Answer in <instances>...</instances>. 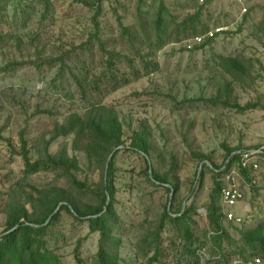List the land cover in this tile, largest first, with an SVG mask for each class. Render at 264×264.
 I'll use <instances>...</instances> for the list:
<instances>
[{"label": "rangeland", "instance_id": "rangeland-1", "mask_svg": "<svg viewBox=\"0 0 264 264\" xmlns=\"http://www.w3.org/2000/svg\"><path fill=\"white\" fill-rule=\"evenodd\" d=\"M160 2L167 9L165 25L170 16L179 20L201 7L202 22L209 30L217 26L225 29L202 49H185V38L157 39L152 22ZM243 4L245 12L234 0H103L98 17L100 39L108 50L128 57L130 62H116L115 80L106 79L109 73L104 71L99 87L94 88L92 81L103 72L105 56L94 39L84 50L83 44L94 31L90 7L73 0L0 1L1 32L11 34L0 41V68L13 60L55 59L52 65L43 63L40 68L28 64L8 71L0 69V135L17 149L18 133L24 129V137L32 146L55 121L63 122L69 113L81 114L95 102L111 104L122 121L123 139L128 142L133 130L144 128L149 136L151 167L166 172L178 184L174 196L167 194L146 180L139 155L118 152L114 196L120 221L114 232L121 238V264H145L135 245L150 229L149 223L159 218L168 196L175 198V207L194 203L198 213L194 228L198 235L207 228L205 204L212 188L211 173L204 170L202 185L191 195L197 186L194 173L199 168L194 153L208 155L209 160L204 163L218 166L225 159V147L242 151L264 146V0H244ZM118 15L130 35L121 34ZM236 55L252 63L244 83L233 81L218 65L219 56ZM144 62L152 66L145 68ZM226 97L230 103L250 102L258 106L238 112L221 103ZM197 98L215 100L216 104L195 101ZM71 141V136L59 137L50 144L49 152L53 154L65 144L68 154L79 160L78 176L97 180L98 173L88 169L83 154L71 148ZM31 153L35 155L33 150ZM22 168V159L11 154L6 141L0 140V232L5 222L6 187L21 175ZM248 176L253 182L245 179L243 199L236 207L246 225L264 216V155L258 158V169ZM30 180L45 184L51 182L52 175L38 173ZM223 222L230 226L232 236L238 237L235 227L241 223ZM54 229L63 263L74 264L72 249L75 240L87 234L86 224H78L62 212ZM170 235L162 234L168 256L161 261L194 264L196 256L180 253V248L169 241ZM97 240L98 233H91L82 244L87 263L97 250ZM203 249L210 258L209 243ZM204 264L217 263L211 259ZM259 264H264V259Z\"/></svg>", "mask_w": 264, "mask_h": 264}, {"label": "trees", "instance_id": "trees-1", "mask_svg": "<svg viewBox=\"0 0 264 264\" xmlns=\"http://www.w3.org/2000/svg\"><path fill=\"white\" fill-rule=\"evenodd\" d=\"M73 1L93 10L94 31L83 45L86 46L84 50H88L89 41L94 39L102 56H105L103 72L92 81L94 88H98L101 77L107 72L109 75L106 79L115 80L113 71H117L116 62L121 59L130 62V59L118 52L108 50L100 39L98 17L103 0ZM166 13V7L160 2L152 22L157 39L164 36L166 41H180L183 38L203 35L209 30L202 22L201 7L186 13L179 20L175 16H170L167 25L164 18ZM116 20L121 34L130 35V29L123 24L121 16H116ZM218 34L204 38L201 44L193 48H204ZM5 37L10 38L11 34L2 33L0 27V41ZM60 60V65L63 67L64 58L61 57ZM54 62V58L29 62L13 60L0 69L8 71L28 64L40 68L43 63L52 65ZM144 65L145 68H149L152 63L144 62ZM218 65L233 81L239 83L245 82L252 67L248 59L239 55L219 56ZM78 84L82 87L80 81ZM115 87L116 85H113V88ZM227 90L228 86L225 87V92ZM195 101L216 104V101L211 99L197 98ZM221 103L238 112L258 106L257 103L250 102L243 105L237 102L230 103L227 97ZM24 134V129L18 133L17 149L9 139L0 135V140H5L11 148V154L19 156L23 163L21 175L7 185L4 193L5 222L0 232V264H64L56 246L57 231L55 232L54 229L61 219L62 212H66L78 224H86L88 228L85 236L75 240L72 249L74 264H121L119 256L121 238L114 232L120 221L114 196L115 160L119 151H130L141 157L144 162L143 172L151 185L163 188L169 195L171 193L174 196L178 192V184L173 182L166 172L160 173L151 167L148 158L150 142L145 129L133 130L126 142L123 139L122 121L111 104L95 102L89 104L81 114L69 113L63 122L55 121L52 128L39 136L32 146L28 145ZM47 134L49 136L46 138ZM68 136L72 137L71 148L83 154L88 169L98 173L97 180H90L87 175L82 178L78 176L79 160L75 155L68 154L65 144L60 145L55 153L49 152L52 142L59 137ZM239 153L237 148L225 147V159L218 166L204 163V160H209L208 155L202 152L194 153L198 164L202 163L203 168L199 172L197 169L194 173V182H197V186L192 189L191 195L196 194L202 185L204 170L211 173L212 188L208 194V202L205 204L207 228L198 235L194 228L196 225L194 217L198 216L194 203L190 202L187 205L180 203L175 207V198L172 197L169 201L168 196L159 218L149 223L150 229L135 245L137 254L145 258V264H165L172 260L161 261L168 256L162 236L164 232L171 234L169 241L173 247L177 245L180 248V253L196 256L194 264H198L199 260L197 251L206 247L207 243L212 255L208 260L214 259L217 264H229L235 257L244 261L253 258L264 259V216L248 225L242 218L240 226L235 227L238 237L232 236L230 226H226L223 222L225 220L219 204L221 184L218 178L238 160ZM149 167H151L150 173ZM242 172L247 178L248 172L245 170ZM38 173L51 174V182L45 184L32 182L31 177ZM91 233H98L97 250L87 263L82 256L81 248L87 235Z\"/></svg>", "mask_w": 264, "mask_h": 264}, {"label": "built area", "instance_id": "built-area-1", "mask_svg": "<svg viewBox=\"0 0 264 264\" xmlns=\"http://www.w3.org/2000/svg\"><path fill=\"white\" fill-rule=\"evenodd\" d=\"M241 6V11L245 12L246 8L243 6L244 0H234ZM225 28L223 26H217L208 30L203 35H195L193 37L183 40V47L187 50L193 48L195 45L201 44L206 37H212L215 34L223 32ZM264 155V146L259 149L242 150L239 153L238 160L233 163L223 174L218 178L221 184L219 191V204L222 212L223 219L230 221L233 224H239L242 221V216L235 212V208L243 199L242 184L248 181L253 182L250 179L249 173L258 169V158ZM242 170L248 172L247 178L243 175ZM246 179V181H245ZM199 258L198 264H204L205 260H208V256L205 254L204 249L197 251ZM259 258H253L252 260L244 261L238 257L232 258L229 264H259ZM165 264H174L168 261Z\"/></svg>", "mask_w": 264, "mask_h": 264}, {"label": "water", "instance_id": "water-1", "mask_svg": "<svg viewBox=\"0 0 264 264\" xmlns=\"http://www.w3.org/2000/svg\"><path fill=\"white\" fill-rule=\"evenodd\" d=\"M201 166H202V163H200V165H199L198 172L200 171ZM148 172L149 173L151 172V167L148 168ZM170 195H171V193H170ZM170 200H171V197H169V201Z\"/></svg>", "mask_w": 264, "mask_h": 264}, {"label": "crops", "instance_id": "crops-1", "mask_svg": "<svg viewBox=\"0 0 264 264\" xmlns=\"http://www.w3.org/2000/svg\"><path fill=\"white\" fill-rule=\"evenodd\" d=\"M235 212H236V208H235ZM237 213V212H236Z\"/></svg>", "mask_w": 264, "mask_h": 264}]
</instances>
